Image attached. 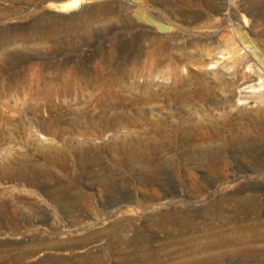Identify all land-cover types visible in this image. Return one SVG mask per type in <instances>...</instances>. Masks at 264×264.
I'll return each mask as SVG.
<instances>
[{
	"label": "rangeland",
	"instance_id": "1",
	"mask_svg": "<svg viewBox=\"0 0 264 264\" xmlns=\"http://www.w3.org/2000/svg\"><path fill=\"white\" fill-rule=\"evenodd\" d=\"M262 91L264 0H0V264L264 263Z\"/></svg>",
	"mask_w": 264,
	"mask_h": 264
},
{
	"label": "bare ground",
	"instance_id": "2",
	"mask_svg": "<svg viewBox=\"0 0 264 264\" xmlns=\"http://www.w3.org/2000/svg\"><path fill=\"white\" fill-rule=\"evenodd\" d=\"M256 105H254V107L252 106L250 108V111H249V114L251 115V130H249V132L247 133H244L243 136H236L235 135V138H234V142H238V143H243L247 145V148L250 150V151H254V149H257V148H262L264 150V108H263V104H264V91H262L260 94H258L255 98H254V101ZM245 115V114H244ZM248 115V114H247ZM164 121V120H163ZM250 121V120H249ZM160 122V121H159ZM161 124V123H160ZM249 124V123H248ZM163 126H166L164 125L163 123L161 124V127L158 129L159 132L161 133L162 135V138L163 137H166L168 135H166V131ZM172 126V125H171ZM175 127V126H174ZM213 129V128H212ZM231 129V128H230ZM241 129V128H240ZM245 129V128H244ZM243 129V130H244ZM200 130V129H199ZM197 131V132H184V135H185V142L188 143V145H199L201 142H203L204 140H209V139H212L214 138V136H218V134L216 133V129H214L213 131ZM237 130V129H236ZM103 131V130H102ZM101 131V132H102ZM174 131V130H173ZM193 131V130H191ZM230 131V130H229ZM245 131V130H244ZM248 131V130H247ZM238 132V130H237ZM240 132V131H239ZM236 134V133H235ZM229 135V134H228ZM242 135V134H241ZM175 136V135H174ZM223 136V135H222ZM226 135H224V138H225ZM169 137V136H168ZM228 137V136H227ZM156 138V137H155ZM222 138V137H221ZM157 139V138H156ZM155 139V140H156ZM182 139V138H181ZM231 139V138H230ZM160 140V139H159ZM158 140V141H159ZM203 140V141H202ZM225 140V139H223ZM157 141V142H158ZM165 141V140H164ZM213 141V140H212ZM211 141V142H212ZM231 141V140H230ZM172 142V141H171ZM170 142V144H171ZM184 142V141H183ZM184 142V143H185ZM224 142V141H223ZM227 143L228 140H226ZM199 143V144H198ZM158 144V143H157ZM160 146L163 148V140H161L159 142ZM216 144V143H215ZM187 145V146H188ZM205 145V144H204ZM214 145V144H213ZM212 145V146H213ZM236 145V144H234ZM210 146V145H209ZM166 147V146H165ZM189 147V146H188ZM240 147V146H239ZM244 147V146H243ZM196 148V147H195ZM207 148V147H206ZM242 148V147H241ZM87 149V148H86ZM166 148H164L165 150ZM198 149V148H197ZM213 149V148H212ZM211 149V150H212ZM161 150V149H160ZM219 151V150H218ZM159 152V151H158ZM217 152V151H215ZM245 152V151H244ZM257 152V151H256ZM202 153V152H201ZM219 153V152H218ZM249 153V152H248ZM263 153V152H262ZM261 154V153H260ZM162 155V154H161ZM218 155V154H217ZM250 155V154H249ZM257 155V154H256ZM255 155V156H256ZM263 155V154H262ZM220 156V155H219ZM260 156V155H258ZM213 157V156H212ZM263 157V156H262ZM207 158V157H206ZM205 158V160H206ZM259 158V157H258ZM201 159V158H200ZM215 159V158H214ZM261 159V158H260ZM209 160V159H208ZM212 161V160H211ZM261 162V160H260ZM257 163V162H256ZM262 163V162H261ZM45 174H47L46 170L44 171ZM259 264H264V263H259Z\"/></svg>",
	"mask_w": 264,
	"mask_h": 264
}]
</instances>
